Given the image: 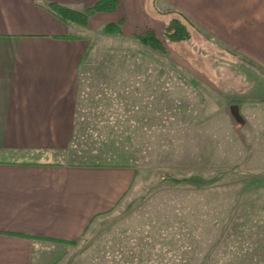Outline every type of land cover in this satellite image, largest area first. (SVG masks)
<instances>
[{"label": "rangeland", "instance_id": "rangeland-1", "mask_svg": "<svg viewBox=\"0 0 264 264\" xmlns=\"http://www.w3.org/2000/svg\"><path fill=\"white\" fill-rule=\"evenodd\" d=\"M189 30L182 41L162 33L166 53L75 30L90 46L74 156L57 159L128 163L136 175L77 241L41 242L35 264H264V81Z\"/></svg>", "mask_w": 264, "mask_h": 264}, {"label": "crops", "instance_id": "crops-1", "mask_svg": "<svg viewBox=\"0 0 264 264\" xmlns=\"http://www.w3.org/2000/svg\"><path fill=\"white\" fill-rule=\"evenodd\" d=\"M98 1L0 0V264H35L41 242L77 241L135 179L132 164L57 159L74 156L90 44L46 4L85 9ZM169 10L247 60L264 81V0H117L114 11L90 17L86 30L121 22L123 35L150 29L161 40Z\"/></svg>", "mask_w": 264, "mask_h": 264}, {"label": "trees", "instance_id": "trees-1", "mask_svg": "<svg viewBox=\"0 0 264 264\" xmlns=\"http://www.w3.org/2000/svg\"><path fill=\"white\" fill-rule=\"evenodd\" d=\"M117 5V0H99L91 7L85 9H75L68 5L49 2L46 4V8L57 16L61 21L67 25H75L80 29H86L88 26L89 18L100 11H114ZM167 13H175L176 15L170 17L164 26L163 34L171 41H182L190 38L191 33L189 26L195 28L193 24L178 11H166ZM103 32L107 34H121V22L107 23L102 27ZM135 39L141 42L143 45H147L152 49L159 50L166 53V48L162 41L156 36V34L147 29L142 34L132 35ZM174 182H178V179H172ZM75 241H65L64 243H73Z\"/></svg>", "mask_w": 264, "mask_h": 264}, {"label": "water", "instance_id": "water-1", "mask_svg": "<svg viewBox=\"0 0 264 264\" xmlns=\"http://www.w3.org/2000/svg\"><path fill=\"white\" fill-rule=\"evenodd\" d=\"M237 107V105H235Z\"/></svg>", "mask_w": 264, "mask_h": 264}]
</instances>
